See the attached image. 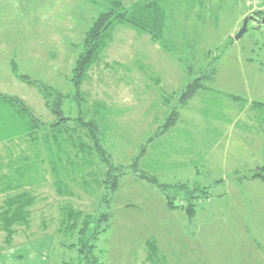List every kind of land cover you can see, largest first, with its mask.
I'll list each match as a JSON object with an SVG mask.
<instances>
[{
  "label": "rangeland",
  "instance_id": "obj_1",
  "mask_svg": "<svg viewBox=\"0 0 264 264\" xmlns=\"http://www.w3.org/2000/svg\"><path fill=\"white\" fill-rule=\"evenodd\" d=\"M108 1L0 0V94L23 100L41 122L28 130L27 114L9 99L0 102V191L21 182L10 194L27 190L35 198L30 229L17 228L11 245L0 233V264L77 261L70 246L88 216L86 240L105 264H264V182L239 183L264 165L263 20L250 21L235 39L256 13L252 0H173L164 44L118 25L82 84L79 107L75 63ZM213 69L215 79L183 105L185 88ZM24 77L71 96L63 110L72 120L55 128L38 86ZM174 111L180 122L162 134ZM82 117L94 119L112 163L125 172L112 196L104 183L108 170L78 126ZM136 161L139 173L208 189L211 197L197 202L191 220L140 179ZM68 207L76 211V227L64 219ZM108 212L109 224L100 221ZM154 239L159 255L151 260Z\"/></svg>",
  "mask_w": 264,
  "mask_h": 264
},
{
  "label": "trees",
  "instance_id": "obj_2",
  "mask_svg": "<svg viewBox=\"0 0 264 264\" xmlns=\"http://www.w3.org/2000/svg\"><path fill=\"white\" fill-rule=\"evenodd\" d=\"M173 0H138L130 7L124 5L123 0H109L108 9L99 16L95 18L90 29L86 32L82 50L79 53L78 59L75 63L73 85L76 89V94L74 95V101H77L78 106L82 105V102L85 101V96L81 92V87L83 82L88 76L89 70L99 63L102 58L103 53L107 49L108 44L111 41V34L120 24H125L134 30L142 33L149 34L152 39L158 43L164 44L163 35L164 28L166 26L167 17L173 14V11H169V5ZM254 16L257 19H262L264 16L263 11H257ZM217 76V71L213 69L210 73L203 75L200 78L193 81L189 84L181 95V103L187 104L191 101L197 93L202 89L203 82L211 81ZM24 81L30 84H35L38 86L40 93L42 94L47 107L52 111L54 116L57 118V123H55V128H59L61 125L67 124L71 121V118H65L64 114V104L66 100L70 99L71 96L63 94L62 92L52 90L47 86L40 85L38 82H31L29 78L24 77ZM4 99H9L17 104L20 111H23L27 114L29 118H23L27 120L26 124L28 130L30 128H39L40 120L35 118L34 112L26 105V103L17 97H5L0 94V102H3ZM259 110V111H258ZM258 113L262 112L264 118V108L260 107ZM259 118V119H263ZM79 127L87 131V137L94 145L96 153L100 157V160L107 168V174L105 176L104 183L108 185V190L111 191V196L114 195L119 189V182L121 177L125 174L123 167H116L111 160V156L104 149L102 144L99 131V126L94 121V119L87 120L86 118H79ZM23 122V121H22ZM180 122L179 113L174 111L167 119L162 134H166L175 128ZM3 125V124H2ZM53 127V126H52ZM59 134L65 135V132H62V129H57ZM65 131V130H64ZM32 131H28L30 134ZM25 134V135H28ZM153 142V139L149 141V144ZM146 149L143 148L141 156H145ZM139 162L136 161L132 169L139 175L140 179L157 186L162 193H164L168 206L170 209H184L187 216L193 220L196 216V205L197 202L205 201L211 196L209 195L208 189H202L201 187L191 188L189 184L178 183L176 185H166L159 182L157 177L148 175L147 173H139ZM259 180L264 182V165L259 166L254 170L250 171V174L243 175L239 178L240 182ZM17 183V182H16ZM23 187L21 182H18L16 185L9 184L7 187L0 191V194H4L5 199L0 203V233L4 234L3 243L5 245H11L13 242V237L16 234L17 228L30 229L31 224L33 223V216L31 208L35 202L30 193L26 190L22 193H16L11 195L10 190H17V188ZM14 188V189H11ZM181 196V198H179ZM105 198V197H104ZM113 197L107 201V205L111 203ZM68 210V211H67ZM67 216L64 215V219L72 224L73 227L77 225V214L76 211L73 212V209L67 208ZM80 214V213H78ZM82 216V214H81ZM112 213H106L103 215V218L100 221H105L109 224L112 219ZM89 218L87 217L85 222L82 224V227L79 229V242L78 244H72L70 248L77 247L78 259L77 261L65 262L63 264H105L102 262L95 253L96 245L91 244L86 240V232L88 230ZM108 225L106 226V228ZM106 228L104 230H106ZM63 228H60V231ZM101 232L96 231L93 235V238L96 239L97 235ZM151 249V256L149 259L154 260L157 258L158 246L156 242L149 243Z\"/></svg>",
  "mask_w": 264,
  "mask_h": 264
},
{
  "label": "water",
  "instance_id": "obj_3",
  "mask_svg": "<svg viewBox=\"0 0 264 264\" xmlns=\"http://www.w3.org/2000/svg\"><path fill=\"white\" fill-rule=\"evenodd\" d=\"M255 19L256 17L254 15H249L245 18L241 30L235 36L236 40H240L241 38L244 37V35L248 32V26H249L250 21L255 20ZM263 22H264V16H263Z\"/></svg>",
  "mask_w": 264,
  "mask_h": 264
},
{
  "label": "built area",
  "instance_id": "obj_4",
  "mask_svg": "<svg viewBox=\"0 0 264 264\" xmlns=\"http://www.w3.org/2000/svg\"><path fill=\"white\" fill-rule=\"evenodd\" d=\"M263 3H264V0H252L251 6L253 9V12L255 13L257 11H261Z\"/></svg>",
  "mask_w": 264,
  "mask_h": 264
},
{
  "label": "crops",
  "instance_id": "obj_5",
  "mask_svg": "<svg viewBox=\"0 0 264 264\" xmlns=\"http://www.w3.org/2000/svg\"><path fill=\"white\" fill-rule=\"evenodd\" d=\"M124 1H126V0H123V2ZM134 4V3H133ZM239 183H242V182H239ZM155 240V242H156V244H157V246L159 247V242L156 240V239H154ZM160 252L162 253V251L160 250Z\"/></svg>",
  "mask_w": 264,
  "mask_h": 264
}]
</instances>
